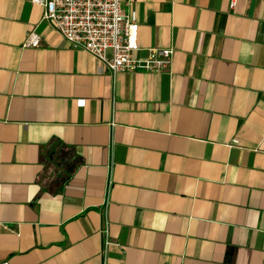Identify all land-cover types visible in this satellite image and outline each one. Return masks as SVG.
Masks as SVG:
<instances>
[{"label":"crops","instance_id":"1","mask_svg":"<svg viewBox=\"0 0 264 264\" xmlns=\"http://www.w3.org/2000/svg\"><path fill=\"white\" fill-rule=\"evenodd\" d=\"M231 2L125 0L174 54L111 76L0 0V262L264 264V0Z\"/></svg>","mask_w":264,"mask_h":264},{"label":"built area","instance_id":"2","mask_svg":"<svg viewBox=\"0 0 264 264\" xmlns=\"http://www.w3.org/2000/svg\"><path fill=\"white\" fill-rule=\"evenodd\" d=\"M125 0H32L42 6L41 20L50 25L72 50H82L97 62L100 73L115 76L118 72L159 73L170 69L173 48H151L143 58L133 56L138 50V19L135 11H125ZM234 0L231 2L233 6ZM24 46L37 47L40 38L27 32ZM110 50V56L107 51ZM237 144L238 140L233 139ZM111 180L107 179L105 197L101 203L103 224L99 233L103 239L102 256L111 245L109 235L108 192ZM0 264H8L3 261ZM103 264H106L104 262Z\"/></svg>","mask_w":264,"mask_h":264}]
</instances>
